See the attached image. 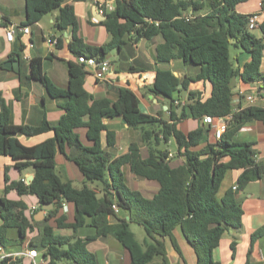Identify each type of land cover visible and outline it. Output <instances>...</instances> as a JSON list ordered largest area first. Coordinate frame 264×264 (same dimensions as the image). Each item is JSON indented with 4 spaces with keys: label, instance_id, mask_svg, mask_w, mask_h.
I'll list each match as a JSON object with an SVG mask.
<instances>
[{
    "label": "trees",
    "instance_id": "1",
    "mask_svg": "<svg viewBox=\"0 0 264 264\" xmlns=\"http://www.w3.org/2000/svg\"><path fill=\"white\" fill-rule=\"evenodd\" d=\"M243 1L209 0L207 12L194 14L190 10H202L203 0H116L114 9L106 12L101 21L111 35L110 41L91 46L75 35L72 6H61L63 0H24L21 27L32 25L45 13L59 8L55 24L59 29L72 25L74 34L68 48L76 56L83 54L103 60L111 50L120 49L127 41L161 35L163 42L156 48L159 61L180 59L185 64L198 66L199 71L195 76L180 79L169 69L156 70L151 91L170 101L169 117L164 119L142 112L136 94L127 87L119 88L113 101L94 97L84 88L88 71L83 63H68V83L66 88H61L43 72L41 57L31 58L29 78L40 81L51 98L60 100L64 113L55 124L45 118L38 125L14 124L10 108L0 97V155L10 157L18 170L33 169V178L26 183L22 179L10 180L5 168V185L0 196V244L6 245L7 228H15L22 243L27 232L36 225L38 236L29 241L28 247L38 250L45 264H97L87 244L107 235H112L127 250L129 264H172L164 239L168 238L181 256L173 236V230L179 227L196 254V264H220L213 259L212 252L226 230L241 227L243 214L234 191L217 196L224 173L228 169H241L236 183L240 189L264 175V160L255 159L253 142L233 140L234 133L244 122L256 119L264 123V107L251 104L232 109L236 78L246 83L261 81L264 87V74L259 70L264 36L252 34L247 29L249 15L235 11L236 5ZM259 28L264 34V20ZM57 45H61L60 39ZM230 46L250 53V60L242 71L234 65ZM200 80L210 82L211 93L202 100L200 92L189 90L190 114L197 119L204 115L231 114V119L219 139L194 149L207 141L211 127L200 125L187 133L180 131L176 121L184 118L186 112L184 106L179 114L175 110L174 94L187 89L190 81ZM109 114L122 116L128 126H142L145 154L138 142H131L125 153L111 156L105 146L115 145L116 134L103 122ZM80 128L85 129L88 144L83 143L76 131ZM45 132L53 135L34 145H25L19 139ZM102 132L106 134L105 146L101 142ZM171 137L181 161H172L168 158V149L160 146ZM58 152L77 166L83 176L80 187L71 181H62L57 174ZM125 167L133 175L154 183L157 189L147 195L130 187ZM95 181L101 183V195L89 184ZM11 190L20 196L35 195L40 206L52 203L55 208L49 210L43 220L36 221L34 216L25 215V202L6 197ZM66 202L74 205L73 221L66 222L63 214L56 218V227L76 232L81 227L91 226L92 235L81 238L54 232L47 221L53 211ZM114 204L117 211L112 207ZM130 222L144 228V245L135 239ZM0 264H20V260L4 256L0 257ZM175 264L186 263L183 259L182 263Z\"/></svg>",
    "mask_w": 264,
    "mask_h": 264
},
{
    "label": "crops",
    "instance_id": "2",
    "mask_svg": "<svg viewBox=\"0 0 264 264\" xmlns=\"http://www.w3.org/2000/svg\"><path fill=\"white\" fill-rule=\"evenodd\" d=\"M63 5L72 6L76 18L75 35L81 38L84 44L100 46L110 41L111 35L101 23L105 16L97 11L93 0H63L61 6ZM263 6L264 0H245L236 5L235 11L244 15L261 12L260 20L262 22L264 20ZM208 10L209 7L197 12L190 10V12L203 14ZM58 14L59 8L45 13L36 23L27 26L29 28L28 33H23L20 27L24 21V0H0V97L10 108L11 120L14 124L38 125L44 118L51 124H55L64 113L60 106V100L51 98L40 81L29 78V60L39 56L42 59V70L52 82L61 88H66L67 86L68 63L76 62V55L68 48V43L73 38L74 29L72 25H68L65 29H59L55 24ZM10 27L19 29L12 40H8L6 37V30ZM257 30L255 33L252 31L251 33L256 37H263L264 34L260 28H257ZM58 39H60L61 44L59 46L57 45ZM162 42V36L156 35L151 39L142 38L136 41H127L120 49L111 50L105 58L110 63L109 72L102 76H97L93 68H86L88 74L84 78V88L96 98H107L112 101L117 97L119 88H130L136 94L138 107L142 112L168 119L169 99L151 91L156 70L158 68L169 69L176 77L182 79L188 76H195L199 69L198 66L185 64L180 59L174 58L167 62L159 61L156 48ZM15 55L19 56V71L3 68L2 62L7 59H13ZM231 58L234 65L239 68V71H242L244 65L250 60V53L243 49H238V52ZM259 70L264 74V47ZM189 90L200 92L201 99L204 100L211 93V84L208 80L190 81L187 89L174 94L176 98L174 103L177 104L175 110L179 114L184 106L186 112L184 118L176 121L177 128L183 133L196 129L200 125L210 127L203 123L202 119L194 118L190 114L187 107ZM232 90L234 94L232 100L233 110L251 104L264 107L262 98L256 99L253 103L248 102L246 99V96L255 90H260L262 95H264V87L261 81L246 83L240 78H236ZM103 122L108 129L116 134L115 145L111 147L105 146V132L101 134L102 145L106 147L112 157L125 153L131 142H138L142 153H146L147 147L141 139L142 126L137 128L128 126L123 122L122 116L115 114L105 116ZM76 131L79 133L83 143L88 144L85 137V129L80 128ZM52 135V132H45L30 137L20 136L19 139L25 145H34ZM233 140L236 142H253V148L256 152L255 159L257 161L264 160L263 122L256 119L244 122L234 133ZM215 141L216 139L211 129L207 141L194 149L203 147L207 142L214 143ZM160 146L163 150L168 149V152H172L171 159L173 158V161L182 160V157L176 152V144L172 137L167 142H162ZM55 161L56 172L62 181H71L76 187L82 185L83 176L72 161L66 159L59 152L56 154ZM6 167L8 168L10 180L22 179L27 183V178L33 175L31 167L18 170L14 167V161L10 157L0 155V196H2V190L5 185L4 171ZM241 171V169L226 170L217 192V196L221 197L228 190L234 191L235 197L243 210L241 227L228 229L224 232L219 245L212 252V257L220 264H264V260L261 258V255L264 254V175L259 179L250 181L242 189L238 187L233 189V186H237V178ZM124 172L126 182L130 186L129 175L131 173L127 167H125ZM141 179L147 181L143 178ZM147 186L148 189L146 190L152 189L154 191L157 189L156 186H149V184ZM91 187L94 188V185ZM94 189L96 190V188ZM97 193L101 195V186ZM6 197L11 200H22L25 202V215L27 217L34 216L35 218L36 213L42 206H40L35 195L20 196L15 190L9 191ZM54 208L55 206L50 210ZM48 211H44L41 220L45 218ZM52 214L47 223L54 227L56 234H75L84 238L94 233V228L91 226L84 227H90L93 230L81 231L79 228L76 232L71 228L56 227V218L63 214L66 215V222L73 221L74 205L72 202L64 203L62 207H58ZM1 224L2 219L0 217ZM258 231H261V233L254 235ZM37 236L38 229L34 225V228L27 232L24 241L20 243L16 229L7 228L5 231L6 245L0 244V257L13 256L16 258L18 254L19 257L17 258L20 260V264H45V260L38 250H36L38 255L34 258L26 255V252L30 249L28 247L29 241ZM173 236L180 248L181 256L173 248L170 240L165 238L164 243L170 263H182L184 259L186 264H196V254L184 238L179 227L173 230ZM112 237V235H107L92 240L87 244V249L91 251L89 247L93 246L92 248L95 252L97 251L102 257L104 256L105 264H111L112 254L108 251L109 249L112 247L122 249L118 258L121 259L122 264H129L130 258L127 250L118 245L117 240Z\"/></svg>",
    "mask_w": 264,
    "mask_h": 264
},
{
    "label": "built area",
    "instance_id": "3",
    "mask_svg": "<svg viewBox=\"0 0 264 264\" xmlns=\"http://www.w3.org/2000/svg\"><path fill=\"white\" fill-rule=\"evenodd\" d=\"M97 11L101 15H105L106 12L112 11L115 7L114 0H93ZM264 10V6L262 8ZM261 12H254L249 14L247 19V29L253 30L256 28H259V25L261 23L260 20ZM189 17V16H188ZM17 28L10 27L6 30V37L8 40H12L14 38L15 33L17 32ZM20 30L23 33H28L29 28L27 26L20 27ZM76 62L83 63L85 68L90 69L93 68L97 76H102L103 74H106L110 70V63L109 61L103 59V60H96L95 57L92 56H85L83 54L76 56ZM88 71V70H87ZM262 98L264 100V95H262V92L260 90H255L253 93L246 96V99L248 102L253 103L256 99ZM231 119V114L226 116H219V117H213L211 115H204L202 117V122L209 125L212 129L213 136L215 139H219L222 134L227 130L229 120ZM172 152H168V158H171ZM237 186H233V189H236ZM115 211L118 210L117 206L114 204L112 205ZM26 255L29 257H36L37 251L36 249H29L26 252ZM3 257V256H2ZM19 257L18 254L16 255V258ZM262 260H264V254L261 255Z\"/></svg>",
    "mask_w": 264,
    "mask_h": 264
},
{
    "label": "rangeland",
    "instance_id": "4",
    "mask_svg": "<svg viewBox=\"0 0 264 264\" xmlns=\"http://www.w3.org/2000/svg\"><path fill=\"white\" fill-rule=\"evenodd\" d=\"M203 1H204V9L208 8L209 7V0H203ZM251 31L253 33H255L258 30L256 28V29H253ZM238 49H241V48L240 47L236 48L234 46H230V56L233 57L235 55V53L238 52ZM172 161H173V158H172ZM174 162H175V160H174ZM89 184H90V186L94 185V188H96V190L99 192L100 185H101V183L99 181H95V182H92V183H89ZM129 184H130V186H132L134 188L142 190L147 195L150 194L153 191L152 189L146 190V189H148L147 185L149 184V186H156V185H153L154 183L149 182V181H144L140 177H137V176L133 175L132 173H131V175H129ZM78 187H80V186H78ZM149 188H151V187H149ZM129 227H130L131 231L133 232L135 239L138 242H140L142 245H144V241H145V238H146V233H145L144 228L141 225H139L138 223H135V222H130ZM88 229L91 230L92 228L83 227V228H80L79 230L82 231V230H88ZM113 240H115V239H113ZM117 244L120 245L118 242H117ZM92 247L93 246H90L89 249L96 254L97 264H105V258H103L104 256L102 257V255L99 252H97V251L95 252V250H93ZM121 250L122 249H119V248L116 249L114 247H112L111 249L108 250L112 254L111 255V264H122L121 259L118 258L119 255L121 254ZM115 254H116V256H115ZM128 257H129V254H128Z\"/></svg>",
    "mask_w": 264,
    "mask_h": 264
},
{
    "label": "water",
    "instance_id": "5",
    "mask_svg": "<svg viewBox=\"0 0 264 264\" xmlns=\"http://www.w3.org/2000/svg\"><path fill=\"white\" fill-rule=\"evenodd\" d=\"M2 67L7 68V69H12L14 71H19V56L15 55L13 59H7L4 62H2ZM181 87V84L179 85ZM123 122H125V119H123ZM33 178V175H30L27 178V183H29ZM53 207L52 203L48 204H42L41 209L36 213L37 215L35 216L36 220H41L43 218V213L45 210H50ZM128 218V217H127Z\"/></svg>",
    "mask_w": 264,
    "mask_h": 264
}]
</instances>
